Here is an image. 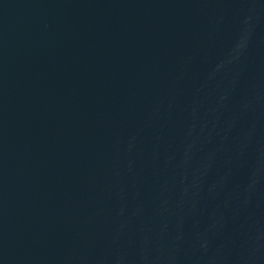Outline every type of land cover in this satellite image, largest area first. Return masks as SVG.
<instances>
[{"label": "water", "instance_id": "1", "mask_svg": "<svg viewBox=\"0 0 264 264\" xmlns=\"http://www.w3.org/2000/svg\"><path fill=\"white\" fill-rule=\"evenodd\" d=\"M0 264H264V0H0Z\"/></svg>", "mask_w": 264, "mask_h": 264}]
</instances>
